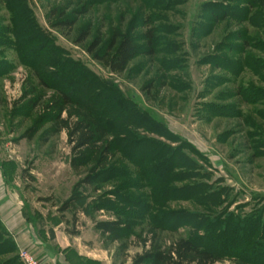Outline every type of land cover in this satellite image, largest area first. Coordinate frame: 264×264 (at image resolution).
Here are the masks:
<instances>
[{
    "label": "rangeland",
    "instance_id": "rangeland-1",
    "mask_svg": "<svg viewBox=\"0 0 264 264\" xmlns=\"http://www.w3.org/2000/svg\"><path fill=\"white\" fill-rule=\"evenodd\" d=\"M224 10L230 18L221 21ZM81 11L85 14L78 16ZM14 17L17 41L9 31L14 45L0 46V149L16 177L28 220L47 223L59 240L76 237L73 243L101 264H130L119 243L102 240L94 228L115 218L113 207L124 214L140 213L130 201H118L114 188L119 184L127 186L123 194L148 201L153 190L165 186L176 193L173 202L152 200L151 214L138 227L152 225L150 217L163 209L171 212L170 219L162 221L167 228L186 220V215L202 218L177 228V235L200 238L196 220L207 227L204 220L214 217L196 204L203 194L187 196L190 185L200 193L207 186L211 193L224 189L221 210L264 221V0H0V26L13 30ZM65 19L76 21L71 30L55 27ZM87 29L90 36L77 44ZM146 31L152 35L150 46ZM114 32L130 34L138 47V55L122 74L111 73L87 52L97 37L102 42L99 50H104ZM240 39L250 47L246 49ZM148 49L153 56L143 54ZM149 87L150 93L145 92ZM58 91L98 127L117 122L114 140L123 151L125 143H139V138L170 143L189 160L195 178L170 186H143L133 175L135 168L117 155L133 178L100 182L101 177L91 188L74 190L85 174L84 169L77 174L70 168L65 134L44 142L50 124L43 122L42 106ZM36 98L41 101L33 108L30 102ZM187 171L176 166L168 180ZM133 183L141 185L140 190L130 189ZM73 195L78 200L62 212ZM219 210L214 208V214ZM172 237L165 229L164 245ZM211 243L213 247L216 240ZM140 252L130 244L126 257ZM231 252L243 258L250 254L235 248ZM7 258L2 255L0 261ZM235 263L241 264L230 259L216 264Z\"/></svg>",
    "mask_w": 264,
    "mask_h": 264
},
{
    "label": "trees",
    "instance_id": "trees-1",
    "mask_svg": "<svg viewBox=\"0 0 264 264\" xmlns=\"http://www.w3.org/2000/svg\"><path fill=\"white\" fill-rule=\"evenodd\" d=\"M14 10L17 17L16 7H14ZM83 14L85 13L81 11L78 16H82ZM16 17H14L13 30L8 26H0V46L4 44L6 48L10 49V47L14 45L15 41L8 40L7 36L9 35V31L13 32L12 34L17 41ZM211 17L217 22L230 18V15L225 11L220 20H218L215 14H212ZM75 22L74 20L65 19L57 22L55 27L71 30ZM144 35L145 42L150 46L152 44L151 33L146 31ZM89 36L88 29L84 30L79 35L77 44H82ZM239 41L246 49L250 47L244 39H240ZM101 45L102 42L100 38L97 37L88 48L87 52L114 74H122L125 72L128 65L138 55V47L130 34L114 32L109 43L102 51L99 50ZM143 54L147 57H151L154 53L153 50L148 49ZM238 66L240 65L238 64ZM150 90L151 88L149 87L144 91L150 93ZM40 101V98H36L34 101L30 102V106L36 108ZM42 107L44 111L43 122L50 124V130L47 132L44 142L46 143L48 138L54 135L64 133L70 150V168L77 174L84 169L83 174H85V176L75 184L74 190L81 187L91 188L94 186V182L101 180L99 179L101 177H103V179L100 182H105L111 181L117 177L130 179L133 178V175L139 176L137 181L147 187L153 184L165 186V184L167 185L168 183L170 186L172 182H183V180L195 178V175H192L194 174L192 171L194 168H192V165L190 166L189 160L179 154L178 149H173L168 145L170 143H148L145 139L139 138V143H125L124 151L121 150V144L117 142V139L114 140V130L119 124L109 120L107 126L103 128L98 127V125H96V120L83 112L77 104L64 93L58 91L57 94L52 95ZM152 133L156 135V132ZM157 133V135L160 136L159 138H165V135H161L160 132ZM104 134H108L111 138H105ZM117 155L131 164L137 171V174L134 172L133 175H131L128 167H121ZM132 156H137V159H133ZM176 166H181V168L185 167L188 171L174 177L170 182L168 177L174 172ZM130 185L132 186L130 187L132 190L136 188L138 191L141 188V185L136 183ZM165 187L153 190V193H151L153 195L149 198L150 201H148L147 197L145 198L141 195L139 197L133 194L129 196L125 195L127 186L125 187L123 184H119V186L115 187L114 194L118 201L122 203L130 201L132 204L136 205L135 209L139 210L140 213L128 212V214H124L118 207H113L112 212L115 218L111 221L96 223L94 226L100 238L111 244L119 243V249L123 254L122 257L125 255L124 258H129L130 264H216L221 260L227 259L233 262H240L241 264H264V221H261L262 219L259 217H252L253 219H251L249 216L242 218L233 216L232 214H226L225 210H221L223 203L221 201V196L224 189H215L211 193L209 192L210 187L207 186L205 187L207 191H205L203 187L201 189L203 193H200V190L196 189L198 188L196 185H190V191L187 193V196L192 197L193 195L203 194L198 203H195L199 207L204 205L205 210L214 217L213 219L208 218L204 220L206 224L209 223L207 227H200L197 225L196 220L198 231L202 234L201 237L196 238V240L191 237L186 238L177 235V228L183 224H189L190 221L195 218L202 219L200 217L186 215L188 217L186 220L179 219L178 222L174 223V226L167 228L162 221L167 222L171 217V212L163 209L159 212V209H157V215L150 217L152 218V225L149 223L146 227H138L140 224L145 223L146 216L151 214V205L155 203L156 199L161 198L165 200V202L174 201L176 198L174 196L176 194L175 191L167 190ZM74 196L75 195L70 197L69 200L64 203L63 209L61 210L62 212L78 200V197ZM206 198H210L206 204L208 207L202 203ZM152 200L155 201L152 203ZM140 202L142 205H140ZM149 202L151 203L149 204ZM214 208L220 209L219 213L216 215L214 214ZM102 210L101 208H95L96 212ZM221 225V231H217V228ZM248 226L251 227V229H248ZM165 229L169 230L173 235L167 245H164L162 239V234ZM67 234L77 236V233L71 231ZM214 240H216V243L211 247V241ZM130 244L137 246L141 252L135 253L131 257H126ZM217 247L220 248L217 249ZM231 248L249 251L250 254L248 258H243L231 252ZM16 252L10 237L0 223V256H10L5 261H0V264H20Z\"/></svg>",
    "mask_w": 264,
    "mask_h": 264
},
{
    "label": "crops",
    "instance_id": "crops-1",
    "mask_svg": "<svg viewBox=\"0 0 264 264\" xmlns=\"http://www.w3.org/2000/svg\"><path fill=\"white\" fill-rule=\"evenodd\" d=\"M0 146L3 147L1 143ZM1 150L0 223L10 237L16 255L20 249H25L44 264H101L100 259L87 257L73 243L76 237L64 236L59 240L55 230L47 223L27 219L24 205L17 194L16 177L9 172V161L5 160L4 154L1 155Z\"/></svg>",
    "mask_w": 264,
    "mask_h": 264
},
{
    "label": "built area",
    "instance_id": "built-area-1",
    "mask_svg": "<svg viewBox=\"0 0 264 264\" xmlns=\"http://www.w3.org/2000/svg\"><path fill=\"white\" fill-rule=\"evenodd\" d=\"M18 261L20 264H44L38 261L30 252L25 249H20L18 251Z\"/></svg>",
    "mask_w": 264,
    "mask_h": 264
}]
</instances>
